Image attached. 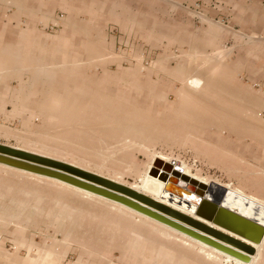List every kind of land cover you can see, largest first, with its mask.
<instances>
[{"label":"rangeland","instance_id":"rangeland-1","mask_svg":"<svg viewBox=\"0 0 264 264\" xmlns=\"http://www.w3.org/2000/svg\"><path fill=\"white\" fill-rule=\"evenodd\" d=\"M112 11L114 0H0V32L35 26L58 36L67 25H98L104 31L96 33L98 62L83 65L20 66L2 55L8 48L12 53V43L7 46L0 39V109L10 106L18 88L31 86V76L83 74L86 90L99 92L102 107L111 106L112 112L115 106L110 115L116 127L108 136L91 138L99 144L89 153L93 159L67 161L140 186L154 158L164 155L171 162H184V168L206 180L231 183L249 194L264 190V185L253 184V171L257 179H264L258 164L243 174L238 154L242 145L236 134V114L242 105L254 109L247 113L246 132L264 133V31L236 33L228 63H207L220 56L157 47L156 32L141 33L140 17L110 16ZM147 19L144 28H155L156 19ZM197 20V24L211 22L199 15ZM51 42L60 49V42ZM247 44L260 46V52L246 59L252 63L237 64ZM11 115L0 113V141L20 146ZM205 121L214 128L206 130ZM246 143L252 146L254 140L249 137ZM51 147L62 150L55 156H76L69 145ZM0 264L237 263L119 204L0 163ZM255 264H264V246Z\"/></svg>","mask_w":264,"mask_h":264},{"label":"crops","instance_id":"crops-1","mask_svg":"<svg viewBox=\"0 0 264 264\" xmlns=\"http://www.w3.org/2000/svg\"><path fill=\"white\" fill-rule=\"evenodd\" d=\"M114 2L115 12H109V15L113 16L114 13L115 16L140 17L141 33H147L150 30L156 32L157 47L195 50L198 51L197 55L202 57L209 54L212 55L211 57L220 56V60L207 63H228L230 44H235L233 35L236 33L256 34L264 31L262 27L264 0H123L122 2L114 0ZM118 8L124 12L116 13ZM92 15L97 14L93 12ZM198 15L211 21L210 24H206L205 20L197 24ZM148 17L156 19L155 28H144L148 24V19L145 21L144 18ZM100 32L104 31H101L98 25H67L58 36H53L35 26H15L12 30L4 28L0 32L2 34L0 39L4 45L8 46V43H12V53L8 48L2 51V55L14 58V64L20 66L95 63L98 62L99 55L95 44L100 43V36L96 33ZM10 33L12 36L9 35ZM9 38L13 40L9 41ZM52 40L60 42V49L53 48L52 42L50 43ZM86 44L89 45L86 46ZM242 50L243 54L237 58L236 62L237 64H248L252 62L246 59L255 56V52L259 54L260 46L247 44L242 46ZM53 51H57L55 55H60V59L54 58ZM183 62L190 63V61ZM194 63H206V61H195ZM82 75L48 76L43 72L39 76H31L29 78L33 82L30 83L31 86L28 89L18 88L19 94L12 98L10 106L6 105L4 109H0V113L12 114L11 117L16 124L15 128L21 138V147L62 160L93 159L89 153L97 149L99 144L92 142L91 138L108 136L110 130L116 127L115 120L113 118L112 123L110 115H113L116 109L114 106L111 112V106L102 107L98 99L99 92L96 95L92 88L86 90ZM131 79L134 80V78ZM125 80H128L127 76ZM109 89L110 92L117 94L112 84H109ZM249 107L242 105L241 110L236 114V134L242 145L238 153L241 161L239 166L242 163L243 174L253 169L251 165H254L256 169V164L260 170H264V133L254 132L249 135L244 128L246 119H249L248 114L254 111ZM158 111H161V108H158ZM209 122L202 125L206 130L209 129ZM212 128L214 126L210 127ZM206 136L209 137L210 132H207ZM249 137L254 140L252 146L246 143ZM219 142L221 145L225 143L224 140ZM56 143L69 145L71 149L77 151L74 153L76 156H55V153L62 151L51 147ZM263 173L264 171H260L259 175ZM256 174L257 172L253 171V184L255 186L257 183L264 185L262 176H258L261 178L257 179ZM259 191L256 190L260 194L255 191L251 192L264 199V190Z\"/></svg>","mask_w":264,"mask_h":264},{"label":"bare ground","instance_id":"bare-ground-1","mask_svg":"<svg viewBox=\"0 0 264 264\" xmlns=\"http://www.w3.org/2000/svg\"><path fill=\"white\" fill-rule=\"evenodd\" d=\"M171 161L164 155L155 157L152 164L148 167L140 186L127 184L139 193L153 198V201L149 203L133 197L135 200L134 205L136 206L104 197L57 178H49L119 204L199 244L204 249L213 250L225 256L230 262L255 264L262 253L264 237L260 243H254L217 226L213 221L203 217L202 214L212 215L216 211L221 212L223 208H227L248 218L255 217L264 224V199L254 194H249L244 189L231 183L226 184L214 179L206 180L198 177L192 174L188 168H184V165H186L184 162ZM34 174L48 177L38 173ZM207 225L216 226L215 228L221 231H216ZM248 244H253L256 247V252L251 254L247 260H243L239 256L244 257L243 254L247 253Z\"/></svg>","mask_w":264,"mask_h":264},{"label":"water","instance_id":"water-1","mask_svg":"<svg viewBox=\"0 0 264 264\" xmlns=\"http://www.w3.org/2000/svg\"><path fill=\"white\" fill-rule=\"evenodd\" d=\"M0 163L44 176L57 178L128 205L136 206L134 205L135 200L133 197L149 203L153 201V198L139 193L127 184L94 172L93 170L48 154L1 141ZM202 215L208 220L213 221L217 226L229 230L254 243H260L264 237V224L255 217L248 218L243 214L235 213L233 210L227 208H223L221 212L216 211L212 215ZM207 226L216 231H221L215 228L216 226ZM248 246L249 247L246 249L247 253L243 254L244 257L239 256L243 258V260H247L251 254L256 252V247L253 244H248Z\"/></svg>","mask_w":264,"mask_h":264}]
</instances>
